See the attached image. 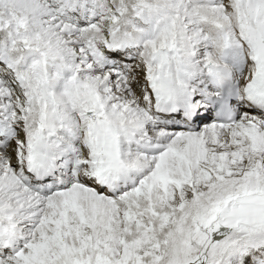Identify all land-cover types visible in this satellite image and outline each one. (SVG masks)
Segmentation results:
<instances>
[{"label": "snow or ice", "instance_id": "snow-or-ice-1", "mask_svg": "<svg viewBox=\"0 0 264 264\" xmlns=\"http://www.w3.org/2000/svg\"><path fill=\"white\" fill-rule=\"evenodd\" d=\"M0 264H264V0H0Z\"/></svg>", "mask_w": 264, "mask_h": 264}]
</instances>
